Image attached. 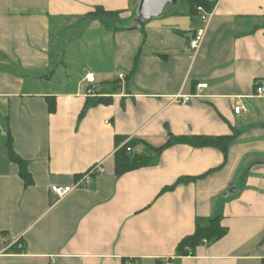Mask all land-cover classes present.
I'll return each mask as SVG.
<instances>
[{
    "label": "crops",
    "instance_id": "0c3cea01",
    "mask_svg": "<svg viewBox=\"0 0 264 264\" xmlns=\"http://www.w3.org/2000/svg\"><path fill=\"white\" fill-rule=\"evenodd\" d=\"M210 1L193 50L189 40L205 23L183 3L137 25L130 16L139 0H0V264H264V95L256 94L264 0ZM96 7L121 10L125 24L110 31L87 19ZM80 24L74 36L54 30ZM92 45L109 80L72 67ZM177 95L192 97L183 104ZM94 98L107 100L85 108ZM170 134L235 136L226 155L176 143L150 165L115 174L119 137V146L158 147ZM9 139L30 185L8 157ZM97 164L104 171L88 183L59 199L51 191ZM229 187L237 190L224 196ZM217 212L226 233L177 255L196 218Z\"/></svg>",
    "mask_w": 264,
    "mask_h": 264
},
{
    "label": "trees",
    "instance_id": "16d2710c",
    "mask_svg": "<svg viewBox=\"0 0 264 264\" xmlns=\"http://www.w3.org/2000/svg\"><path fill=\"white\" fill-rule=\"evenodd\" d=\"M179 3L186 4L189 13L198 16L200 12L197 10V7H201L208 12H211L214 7V2L210 0H179ZM121 12V10L109 11L102 7H96L93 11L87 13L86 18L90 20H98L105 29L115 31L119 30L117 24H125V20L120 18ZM131 13L130 18H133L135 9H133ZM102 100L106 101L107 99H91V101L86 103L85 108L91 104L99 103ZM234 136V134L222 136H174L170 134L166 142L158 147L152 146L139 139H131L125 144L119 146L120 142L124 139L123 137H119V139H117V149L114 152L115 174L119 175L142 166L150 165L154 159L160 155L163 149L176 143H185L193 147H216L226 155L228 146ZM9 144L10 139L8 141V145ZM139 144H143V150L137 152L134 148ZM8 157L11 162L18 165L19 175L23 179L25 185H30L32 183V178L27 170L26 162L14 153L10 145L8 146ZM202 176L203 175L198 177H180L174 184L163 188L162 192L173 189V187L179 182L193 181ZM221 220L222 214L220 212H217L208 218L197 217L194 232L183 237L178 242L175 253L180 256L190 255L193 254L195 247L202 243L203 240L207 243H211L221 238L227 231L226 227L221 224ZM19 243L20 242H17V244L14 245L12 249L13 251L21 252L22 249L18 247Z\"/></svg>",
    "mask_w": 264,
    "mask_h": 264
},
{
    "label": "built area",
    "instance_id": "2783aa9c",
    "mask_svg": "<svg viewBox=\"0 0 264 264\" xmlns=\"http://www.w3.org/2000/svg\"><path fill=\"white\" fill-rule=\"evenodd\" d=\"M197 10L200 12L199 18L205 23V26L200 28L196 32V34L189 40V47L193 50L198 49L199 46L201 45L203 38H204L206 25L209 22L211 15H212V12L205 11L201 7H197ZM85 78L89 83H94V81H95L94 75L92 73L86 74ZM205 87H207L206 83H200L197 85V89H201V88H205ZM256 94L257 95H264V87L262 85H258L256 87ZM193 96H199V94H195ZM190 97H192V96L177 95L174 97V100H176L177 102L186 104V103H188ZM243 110H244L243 107L240 106L239 104H237L234 107V112L237 114L242 112ZM103 171H104V169L100 164L94 165L93 167H91L89 170H87L82 175V177L79 179V181L74 186H52L51 191L55 194V196L58 199L62 198L66 194H68L74 187H78V186H81L83 184L88 183L93 175L101 174ZM165 264H172V259L169 258L165 262Z\"/></svg>",
    "mask_w": 264,
    "mask_h": 264
},
{
    "label": "rangeland",
    "instance_id": "374dc122",
    "mask_svg": "<svg viewBox=\"0 0 264 264\" xmlns=\"http://www.w3.org/2000/svg\"><path fill=\"white\" fill-rule=\"evenodd\" d=\"M170 11V10H169ZM84 25L83 24H80V25H75V26H73V27H70V26H67V25H64V26H55V28H54V30H55V32H58V31H60V29H61V31H60V33L63 35L64 33L65 34H72V36H74V34H80L84 29ZM101 29H104L103 27H101ZM103 33V32H102ZM84 34H87L88 35V32H85ZM95 34H97V33H95ZM76 36V35H75ZM74 38V37H73ZM91 38H93V37H91ZM63 43L64 42H62V41H59V42H57V45L55 46L56 48L55 49H62V46H63ZM73 44L74 45H78V44H76V42H73ZM105 48H103V50H104ZM57 51V50H56ZM94 51H95V49H94V46L92 45L90 48H89V53H87V55H86V57H75V60L73 61L74 62V64L72 65V67H74L75 69H77V65H79L80 67L79 68H82V67H85V68H87V69H90V70H92L93 72H95L96 73V77H97V81L98 82H102V81H105L106 79H108L109 80V78H110V76L111 75H109L108 73H105L104 71H108V65L105 67V69H103L104 71V73L102 74V76L103 77H100V74H99V70H98V68H97V58L94 56ZM96 52V51H95ZM81 60V61H80ZM56 61H58V60H56ZM78 61L80 62L79 64H78ZM106 71V72H107ZM117 75V74H116ZM116 75H115V73H114V75L113 76H115L116 77ZM103 79H105V80H103ZM106 85L107 86V82H103V85Z\"/></svg>",
    "mask_w": 264,
    "mask_h": 264
},
{
    "label": "water",
    "instance_id": "95a60500",
    "mask_svg": "<svg viewBox=\"0 0 264 264\" xmlns=\"http://www.w3.org/2000/svg\"><path fill=\"white\" fill-rule=\"evenodd\" d=\"M178 2L179 0H139L132 20L137 25H142L148 20L163 16L167 7L176 5ZM236 190V187H229L223 195H230Z\"/></svg>",
    "mask_w": 264,
    "mask_h": 264
}]
</instances>
